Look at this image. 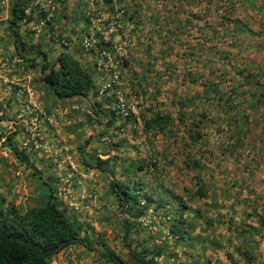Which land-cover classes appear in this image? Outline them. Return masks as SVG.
I'll return each mask as SVG.
<instances>
[{
	"label": "rangeland",
	"instance_id": "rangeland-1",
	"mask_svg": "<svg viewBox=\"0 0 264 264\" xmlns=\"http://www.w3.org/2000/svg\"><path fill=\"white\" fill-rule=\"evenodd\" d=\"M13 1L3 0L4 3ZM216 1L219 6H223L220 13H217L216 6L211 5L213 3L208 0H197L193 4L190 0H122L121 4L114 0V10L106 6V0H66L70 6L69 18L44 27L45 30L41 29L39 34L45 32L47 38L49 35L55 37L51 41L45 39L42 47V51L48 52L50 56L55 57L64 50L59 42L60 38H57L60 32L72 40V51L80 52L85 48V40L89 34H95L99 28H105L114 22H117V30L122 16L126 18L119 30L128 31L129 37H132V44L129 42L126 49L127 54L130 52L127 68L120 69L116 66L110 73V79H116L113 89L103 92L100 99L89 97L85 100H60L48 94L40 79L41 67L38 70L29 69V62L20 57L15 58V40L9 30L10 5H3L2 2L0 113L9 114L11 119L0 120V205L5 208L15 207L20 213H25L42 202L41 190L48 189V185H51L59 199L68 206L71 216L83 223L82 235L85 238L88 236L94 246V251L82 246L73 247L54 257L52 264H109L106 262L108 257L105 258L103 252L115 260H130L127 249L121 246L125 234L123 219L126 215L112 195L110 184L114 179L127 182L125 172L132 164L137 165L129 175L132 180L143 182L145 186L142 194L158 195L169 191L167 197L173 201V205L181 200L191 209L201 208L203 211V218H196L197 226L192 233L195 241L193 238V242L187 241L183 245L170 232L173 218L167 219L163 213L150 210L141 219L144 228L141 229V234L134 230L136 232L132 237L136 243L133 249L138 248L136 245L140 242L166 245L167 254L158 259V264L264 263V228L262 231L257 230L261 222L264 224V159L256 171L254 168L243 170L245 158L236 162L233 157L232 160L229 159V163L219 164V151L212 144L218 142L221 133L210 135L211 129L207 128L205 132L209 133L210 139L209 145L206 142L207 149L215 157L212 156V161L206 163L203 173L206 174L210 191L217 189L218 205H214L210 199L192 198L186 190V186L191 185L193 173L183 169V162L186 160L183 143L187 131L176 118L177 112L172 100L176 96H195L203 87L184 82L183 74L190 70L197 76L196 79L202 80L203 70L207 80L217 84L220 82L222 89L226 90L242 79L238 76L239 70L256 67L255 65L264 68V40L261 37L250 33L247 36L241 35L233 43H229V37L214 38L206 44L203 42L205 36H213L214 29H220L221 16L229 11L231 28L242 21L248 22L252 31L264 28V6L256 0L255 3H247L245 7L237 6V9L230 10L227 0ZM44 3L48 7L50 0ZM122 6L124 9L121 10L119 7ZM87 13L86 19L84 14ZM59 14L61 18L63 12L60 11ZM132 14L135 18L130 20ZM88 21L92 24L88 25ZM124 25L128 27L125 28ZM32 26H21L20 34L26 36ZM34 40L37 42L38 38ZM105 40H108V36ZM212 44L229 52L231 61L227 63L221 58ZM192 49L194 57L188 55ZM182 54L185 58H182ZM90 57V53L85 54L82 60L88 61L87 63H93L92 60L98 62L94 56L92 59ZM28 58H31L30 55ZM207 60L210 64L202 69ZM143 69L148 72L138 79L137 76L142 75ZM166 72L177 77L164 76ZM105 74L102 70L95 73L99 89L109 79ZM156 81L161 89V103L149 96L156 88ZM28 88L36 92L35 102L43 115H28L22 111V103L28 101L24 93ZM18 96L22 97L21 101H16ZM104 97L109 99L107 103L103 101L107 113L97 115L94 113V109H97L96 102L104 100ZM120 100L134 106L139 113L145 108L156 112L159 107L172 113L176 118L174 130L177 135L154 136L144 130L142 119L130 122L119 115L113 118L110 108L113 109L114 104ZM199 104L205 105L204 101ZM187 110L190 111L191 108ZM198 111L201 112L200 109ZM36 118L38 122L32 124ZM109 121L113 123L111 126H108ZM186 124H190V121L187 120ZM258 130L259 128L254 127L250 134ZM8 136H13L12 143L28 160L19 159V155L6 141ZM250 137L248 133L246 146L252 140ZM98 156L101 160H113L115 178L98 164ZM165 156L168 158L166 161ZM154 159L160 165L152 172L154 168L150 164ZM170 161L173 163L170 164ZM143 163L146 164L145 168L139 170L138 167ZM225 166L229 174L222 173ZM104 168L107 166L104 165ZM235 178L247 179L249 187L243 189L241 194H237L241 188L232 187L233 196L226 200L220 190L226 182L233 183ZM189 215L194 216L191 212ZM249 232L254 234L250 236ZM149 235H160V238H150ZM244 238L250 240L248 242L253 246L252 251L256 254L254 263H250L246 257L241 258L236 252L245 248Z\"/></svg>",
	"mask_w": 264,
	"mask_h": 264
},
{
	"label": "trees",
	"instance_id": "trees-1",
	"mask_svg": "<svg viewBox=\"0 0 264 264\" xmlns=\"http://www.w3.org/2000/svg\"><path fill=\"white\" fill-rule=\"evenodd\" d=\"M117 1L119 3L122 2V0ZM190 1L193 4L197 0ZM208 1L212 2L213 4L211 5H215L217 13H220L223 6H219L220 4L216 0ZM259 1L264 6V0ZM2 2L3 0H0V6ZM250 2L255 3L256 0H227L230 10L237 9V6L245 7ZM105 4L114 10V0H106ZM3 5H10L9 30L15 40V58L20 57L23 61L29 62V69L38 70L41 67L40 79L48 94L60 100H85L89 97L100 99L101 90L97 85L95 73L101 70L102 73H112L113 69L110 71L106 69L105 71L102 67L97 66L98 62L92 60L93 63H87L88 61L82 60V57L90 53L91 59L94 56L96 60H99L103 49L114 53L117 45L122 44L121 42L125 39L132 44V37L130 35V39L128 31L115 30L109 35V41L104 40V37H98L100 41L97 50L82 48L83 50L78 51L79 54L78 52L74 53L70 48L72 40L63 36V32H60L57 38H60L59 42L64 50L53 57L48 52H43L42 47L46 41L45 39L51 41L55 37L49 35L47 38L45 32L42 35L39 34L44 27L53 26L59 20L62 21L69 18L71 15L69 3L66 0H52V4L46 7L47 5L44 2H37L35 0H14L12 3L3 2ZM119 8L121 10L124 9L123 6ZM60 11L63 12L61 18L60 14L58 15ZM229 13L230 11L221 16L220 29H214L213 36H205L207 39L204 38L203 40L205 44L207 41H212L218 37H229L231 40L229 43H233L241 35L247 36L250 33L264 40V28L252 31L246 21L239 22L236 27L231 28ZM134 14L130 16V20L135 18ZM84 16L85 18L86 16L88 17V13L87 15L84 14ZM124 18L126 17L122 16L121 22H124ZM87 24L91 25L92 23L88 21ZM23 25H33L31 31L26 36L20 34V27ZM75 30L76 28L73 29V31ZM35 38H38L37 42H35ZM212 47L227 63L231 61L229 52L218 48L216 44H212ZM193 48L196 47L193 46ZM193 51L194 49L188 55L194 57L195 53ZM28 55L31 58H28ZM127 55H113L112 61L114 65H117L120 69L127 68L130 52ZM182 56V58H185L183 54ZM40 57L42 58L41 60ZM49 60L52 62L50 63ZM208 64H210V61H205L202 69H205ZM255 66L239 70L238 76L242 79L239 80L237 85L226 90L222 89L220 82L217 84L207 80L203 70L201 74L202 80L196 79L197 76L190 70H187L183 74L182 78L184 82L193 85L200 84L203 87V90L195 96H176L172 100L177 112L176 118L185 131H187V136L184 138L186 142L184 141L183 143L186 151L183 169L193 171L190 181L191 185L186 186L187 193L192 198L198 200L210 199L214 205H218L217 189L210 191L206 183V174L203 173L206 163L212 161V156L215 157L213 152L207 149L206 142L208 145L210 142L209 133L207 132V136L205 132L207 128L211 129L210 135L216 132L221 133L220 139L218 138L217 140L218 142L212 144L213 148L219 151V164H222V162L229 163V159L232 160L234 157L236 158V162H240L242 158H245L246 163L243 170L249 171L248 169L254 168L256 171L262 165L261 162L264 159V68ZM142 71V75L139 74L140 76H137L138 79L144 77L148 72L144 71V69ZM164 76L177 77V75L172 76V73L169 72H166ZM199 81L200 83H198ZM154 85L156 88L149 96L155 102L161 103V89L157 86V81ZM140 89L142 91L143 87L141 86ZM144 92L145 94H149L147 91ZM103 101L104 103L109 102L108 97H104V100L96 102L97 109H94L95 114L107 113ZM203 101L205 105L202 106L199 102ZM188 108H191V110L188 111ZM199 109L201 112L198 111ZM110 113L113 118H117L119 115L130 122L142 119L144 130L147 133H152L154 136L164 134L177 135V132L174 130L176 118L172 116V113L161 110L160 107L156 112H153L151 108L142 109L138 116L130 114L125 117L112 108H110ZM252 117L255 118L252 119ZM9 119H11L9 114L0 117L2 121ZM187 120L190 121L188 125L186 124ZM110 121L108 126L113 124ZM254 127L259 128V130L251 135L250 132ZM248 133L252 140L246 146L245 142ZM12 138L13 136H8L6 140L9 146L19 155L20 160H28V157L20 154L14 146ZM188 149L190 150L189 152L187 151ZM167 159V156H165L164 160L166 161ZM96 160L102 169L115 178L116 170L111 158L101 160L98 156ZM169 163L172 164L173 162L170 161ZM104 165L107 166L106 169ZM135 165L137 164H132L131 168L128 167L125 172L127 182L114 179L110 184L112 195L118 200L119 207L126 215V218L123 219L125 234L122 238L123 245L121 246L127 249V255L130 256V260L124 261L121 258L115 260L114 257L106 255L103 252L104 257H108L106 262L109 264H158V259L166 256V245L158 246L156 244L151 245L147 242H140L136 245L138 248L133 249L136 243H134V238L132 237L133 233L136 232L134 230H137V233L141 234V229H144L141 219L150 210L163 213L167 219L173 218L170 232L183 245L187 241L193 242L194 237L192 233L197 226L196 218H203L201 208L191 209L187 203L181 200L175 202L173 205V201L167 197V194L170 193L169 191L161 192L158 195L152 193L142 194L143 187L145 186L143 182L132 180L129 175L130 172H134ZM145 165V163L141 164L138 169L143 170ZM159 165V161L154 159L150 164L154 168L152 172L156 171ZM222 173L229 174L227 166H225ZM251 173L254 174V171L251 170ZM232 187L241 188L237 191V194H241L242 190L248 188L249 185L247 179L239 180L235 178L233 183L226 182L224 188L220 190L224 199L229 200L233 196ZM41 191L43 194L42 202L25 213H20L15 207L5 208L2 204L0 205V264H52L54 257L66 253L77 246L94 251L92 240H88V236L85 238L82 235L84 233L83 223H80L77 218L71 216L68 206L63 200L59 199L55 188L48 185V189L43 188ZM175 200L178 199L176 198ZM219 205L222 206V204ZM206 206H210V204H206ZM190 212L193 213V217L189 215ZM247 216L249 217V215ZM230 222L232 221L230 220ZM263 228L264 224L261 222V226L257 230L262 231ZM248 234L252 236L254 233L249 232ZM149 236L154 239L160 238V235L157 237ZM248 241L250 240L244 238L245 248L243 250L238 249L236 252L241 258L246 257L250 263H254L256 261V254L252 251L253 246ZM207 264H210V262H207Z\"/></svg>",
	"mask_w": 264,
	"mask_h": 264
},
{
	"label": "built area",
	"instance_id": "built-area-1",
	"mask_svg": "<svg viewBox=\"0 0 264 264\" xmlns=\"http://www.w3.org/2000/svg\"><path fill=\"white\" fill-rule=\"evenodd\" d=\"M35 1L44 2L47 0H35ZM49 4H52V1H50ZM116 24L117 22L109 23L108 26H105V28H99L97 30V33L89 34L85 40V44H84L85 49L86 50L88 49L97 50L99 48L98 46V43L100 41V39H98L99 36H104V40L106 39V36H108V40L106 41H109V35L115 31ZM117 30H118V26H117ZM128 46H129V41L125 39L122 42V44L117 45L114 53L103 49V51H101L100 56H99L98 67H102V69H105V71L106 69L110 71L116 68L117 65H114L112 61V56L113 55H120V56L125 55L126 49ZM105 75L109 79L106 81L103 88H100V89H103L101 91V94L105 92L106 90H112L116 83V79H110L111 77L110 73H106ZM116 78L118 79V76H116ZM24 93L26 94L28 101L22 103V108H23L22 111L27 113L28 115H33L36 113L43 115V112H41L38 103L35 102L36 92L32 88H28L25 90ZM21 98H22L21 96L20 97L18 96L16 98V101H21ZM113 109L118 111V113L124 115L125 117L129 116L130 114L135 115V116L139 115V112L136 111V108L134 106L127 104V102H124L123 100L116 102V104H114L113 106ZM2 116H3V113L1 112L0 117ZM36 122H38L37 118L34 120V122H32V124H36ZM154 229L156 230L157 228L155 227Z\"/></svg>",
	"mask_w": 264,
	"mask_h": 264
},
{
	"label": "clouds",
	"instance_id": "clouds-1",
	"mask_svg": "<svg viewBox=\"0 0 264 264\" xmlns=\"http://www.w3.org/2000/svg\"><path fill=\"white\" fill-rule=\"evenodd\" d=\"M123 22H121V20H120V22L118 23V30L120 29V26H121V24H122ZM122 43V42H121Z\"/></svg>",
	"mask_w": 264,
	"mask_h": 264
},
{
	"label": "crops",
	"instance_id": "crops-1",
	"mask_svg": "<svg viewBox=\"0 0 264 264\" xmlns=\"http://www.w3.org/2000/svg\"><path fill=\"white\" fill-rule=\"evenodd\" d=\"M124 27H125V28H127V27H128V25H127V27L124 25ZM123 29H124V28H123Z\"/></svg>",
	"mask_w": 264,
	"mask_h": 264
}]
</instances>
